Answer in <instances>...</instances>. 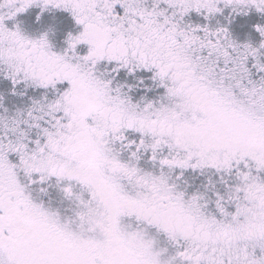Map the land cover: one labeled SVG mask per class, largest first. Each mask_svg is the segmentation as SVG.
I'll list each match as a JSON object with an SVG mask.
<instances>
[{"label": "snow or ice", "instance_id": "snow-or-ice-1", "mask_svg": "<svg viewBox=\"0 0 264 264\" xmlns=\"http://www.w3.org/2000/svg\"><path fill=\"white\" fill-rule=\"evenodd\" d=\"M0 264H264V0H0Z\"/></svg>", "mask_w": 264, "mask_h": 264}]
</instances>
